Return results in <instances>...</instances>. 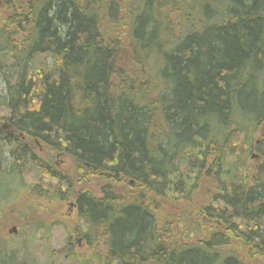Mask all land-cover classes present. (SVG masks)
I'll use <instances>...</instances> for the list:
<instances>
[{
	"label": "trees",
	"instance_id": "1",
	"mask_svg": "<svg viewBox=\"0 0 264 264\" xmlns=\"http://www.w3.org/2000/svg\"><path fill=\"white\" fill-rule=\"evenodd\" d=\"M0 75V196L73 201L72 261L264 256V0H0Z\"/></svg>",
	"mask_w": 264,
	"mask_h": 264
},
{
	"label": "rangeland",
	"instance_id": "2",
	"mask_svg": "<svg viewBox=\"0 0 264 264\" xmlns=\"http://www.w3.org/2000/svg\"><path fill=\"white\" fill-rule=\"evenodd\" d=\"M124 13L125 10H120L121 17ZM4 92V83L0 75V93ZM263 127L264 121L261 126L254 130L253 141L262 138ZM4 128L8 129V127ZM35 144L41 156L48 155V148L44 144L37 141ZM250 152L252 154L249 155V168L255 166L259 161V154L254 145H252ZM55 156L57 158L56 165L59 169L73 175L74 167L71 158L67 155L57 154ZM4 158L3 166H8L10 161L6 153H4ZM29 175L23 176L24 181L30 182ZM1 185L3 188L11 187L8 189L11 192L8 194L5 192L7 197L3 199L4 201L2 196H5V193L0 196V201H3L0 204V243L7 249L20 250V258L25 259L28 264H79L67 256L68 248L79 254L87 251L83 237L79 236L74 229L75 208L73 201L60 202L56 200L47 203L36 199L34 195L26 190L23 191L22 188L19 193H15L13 191L15 184L11 186L10 182ZM197 193V201L201 202L203 197L202 185H200ZM198 219L202 223V217ZM68 243L69 246H67ZM244 253H249V251ZM246 260L249 264H264V256L254 252H251Z\"/></svg>",
	"mask_w": 264,
	"mask_h": 264
},
{
	"label": "water",
	"instance_id": "3",
	"mask_svg": "<svg viewBox=\"0 0 264 264\" xmlns=\"http://www.w3.org/2000/svg\"><path fill=\"white\" fill-rule=\"evenodd\" d=\"M262 147H263V153H262V173L264 175V138H263V141H262Z\"/></svg>",
	"mask_w": 264,
	"mask_h": 264
}]
</instances>
